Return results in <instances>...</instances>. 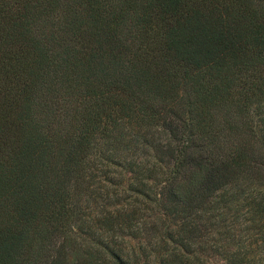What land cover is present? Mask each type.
Here are the masks:
<instances>
[{"label":"trees","instance_id":"trees-1","mask_svg":"<svg viewBox=\"0 0 264 264\" xmlns=\"http://www.w3.org/2000/svg\"><path fill=\"white\" fill-rule=\"evenodd\" d=\"M0 264H264V0H0Z\"/></svg>","mask_w":264,"mask_h":264}]
</instances>
